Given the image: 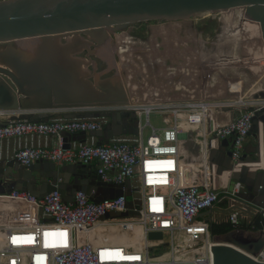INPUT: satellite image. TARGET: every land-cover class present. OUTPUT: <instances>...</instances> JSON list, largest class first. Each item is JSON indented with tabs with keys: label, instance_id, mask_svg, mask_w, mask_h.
I'll list each match as a JSON object with an SVG mask.
<instances>
[{
	"label": "built area",
	"instance_id": "obj_1",
	"mask_svg": "<svg viewBox=\"0 0 264 264\" xmlns=\"http://www.w3.org/2000/svg\"><path fill=\"white\" fill-rule=\"evenodd\" d=\"M228 12L214 13L221 24L220 33L214 38L203 39L202 31L185 27V34L176 31L161 36L154 53L149 50L153 43L134 38L127 29L111 32L114 55L131 93V103L121 108L134 110L147 122L146 126H150L149 116L155 112L172 115V121L164 129H153L145 139L122 136L109 144L96 145L91 140L75 142L65 149L61 132L89 133L100 128V121L57 118L47 122L8 120L0 125V141L55 137L51 147L25 145L19 148L15 158L21 164L30 165L41 159L60 166L75 162L94 164L95 173L105 182L123 184L130 180L134 199L138 201L132 209L138 215L100 220L109 212H127L126 198L93 203L77 192L74 204H65L57 191L41 198L20 191L0 196L17 206L10 218L14 223L0 225V264H135L129 260H107L115 250L124 257L137 256V264H164L153 259L155 254L148 251L149 247L156 246L155 250L162 243L168 244L169 253L180 257L181 260L173 263L210 264L206 257L191 261L202 256L201 243L208 244L209 249L212 246L208 223L198 220V215L220 201L219 191L225 195L234 194L241 185L234 183L230 189L227 181L208 186L193 178L184 164L186 156L181 151L183 141L179 135L186 132L183 124L194 126L209 119V142L204 149L198 144L201 162L216 175V166L208 161V151L216 148L220 140L232 138V168L227 174L243 166L239 158L253 113L242 111L227 123L219 124L207 111L211 107L234 106L229 99L234 93L231 86L238 83L237 78L240 80L238 72L250 70L251 61L235 55L237 43L232 39L251 31L259 35L261 28L259 22L245 24L244 13L240 12L241 25H236L241 28L235 34L233 18L225 25ZM168 23L172 22H166L161 28H150L151 32H169ZM224 40H229L227 46L230 48L220 52L219 46ZM205 122L207 124V120ZM198 137L200 140L202 136ZM229 222L236 224L237 215L232 214ZM97 226L103 229L98 231L99 235L94 233ZM150 232H161L163 239L149 241ZM23 237L29 240H21ZM254 260L264 263V250Z\"/></svg>",
	"mask_w": 264,
	"mask_h": 264
},
{
	"label": "water",
	"instance_id": "obj_2",
	"mask_svg": "<svg viewBox=\"0 0 264 264\" xmlns=\"http://www.w3.org/2000/svg\"><path fill=\"white\" fill-rule=\"evenodd\" d=\"M235 9H244L251 21L259 22L264 37V0H0V112L10 113L11 121L47 122L51 111L65 120L100 121V128L89 133L61 132L65 149L87 139L102 145L122 136L143 138L147 122L134 110L121 108L131 103V93L114 55L111 32L141 22L184 21ZM96 59L107 67L99 70ZM253 101L259 104L223 109L232 117L253 113L248 137L254 143L243 147L240 170L227 174L229 188L239 183L240 190L224 195L222 207L204 210L223 214L208 224L212 264H264L254 260L264 250V93ZM210 130L207 120V133ZM193 137L191 131L179 135L197 152L200 146L192 143ZM232 147L233 139L224 138L209 149L208 161L216 166L217 176L231 170ZM14 191L36 198L57 191L65 204H74L77 192L93 203L125 197L127 212H109L99 219L138 215L132 210L138 201L130 180L105 182L81 162L58 166L41 159L23 165L15 157L0 155V196ZM232 214L237 215L236 224L229 222ZM223 225L232 228L212 232ZM147 238L159 241L163 234L150 232Z\"/></svg>",
	"mask_w": 264,
	"mask_h": 264
},
{
	"label": "rangeland",
	"instance_id": "obj_3",
	"mask_svg": "<svg viewBox=\"0 0 264 264\" xmlns=\"http://www.w3.org/2000/svg\"><path fill=\"white\" fill-rule=\"evenodd\" d=\"M241 12V9H235L234 11L230 10L226 15L224 14V19L226 18V24L229 25L231 23V19L233 18V25L235 26V34L239 31L241 27H237V23L241 25V23L238 21V15ZM166 22H160V21H148V22H141L139 24H135L132 26H128L125 29L126 31H129L130 35L133 36L136 39H139L143 42H147L148 44H152L149 48L153 53L156 51L157 46H158V39L161 38V36L169 33H177L176 31H180V33H186V28L193 27L194 29H198L202 31V38L203 39H212L215 37L216 34L220 33L219 28L221 27V24L218 22L216 19V16L214 14H200V15H195L187 20L184 21H179V23L172 22L166 24L167 26H170L169 29H171L169 32H164V31H152L150 28H161L165 25ZM181 23V27H179V24ZM184 24V25H183ZM223 25V24H222ZM173 27H178L177 29H172ZM226 27V26H225ZM260 37V35L253 33V35L245 32L243 35L240 33L239 36L235 37V39H232L234 42L237 43V46L235 47V55L238 56L240 55L243 59L246 61L250 62L251 58L254 56L256 57V53L254 52L252 46L256 43L257 47L258 44L256 41H254L255 38ZM262 38H264L262 36ZM229 40H224L223 43L219 46L220 52H225L227 51L230 47L228 45ZM159 54H162V52H157ZM137 56H140L139 54ZM248 56V57H246ZM98 62L99 70H103L107 67V64L102 63L100 60L96 59ZM255 66L257 67V72L256 74L252 71L251 69V63H249L248 68L250 70H247L246 72H238L240 74V80H238L237 87L233 88L234 98L235 100H246L247 97L249 100L253 101V98L259 93H254L247 95V93L251 92L252 90L258 89L257 87H254L252 84H250V72L252 71L253 74L256 75H263L264 74V62H255ZM259 73V74H258ZM111 75V74H110ZM109 76V74L107 75ZM106 77V76H104ZM255 77H252L251 81H254ZM241 85H243L242 91L239 90L241 88ZM236 90V91H235ZM260 91V90H259ZM245 92V93H244ZM264 93V90L261 91ZM238 94H242L243 96L240 98L239 96L237 97ZM256 94V95H255ZM254 102V101H253ZM145 122V121H143ZM150 124L152 126H162V119L155 117L153 114L150 115ZM150 128L146 126L144 128V139L148 134H150ZM168 247V245H167ZM159 247L155 250L152 251L153 255L155 256L161 255V254H168L169 252V247ZM172 253H170L171 255Z\"/></svg>",
	"mask_w": 264,
	"mask_h": 264
},
{
	"label": "bare ground",
	"instance_id": "obj_4",
	"mask_svg": "<svg viewBox=\"0 0 264 264\" xmlns=\"http://www.w3.org/2000/svg\"><path fill=\"white\" fill-rule=\"evenodd\" d=\"M241 11H243L242 13H244V9H241ZM243 20H245V24H249L250 22H252L249 17L246 14H243ZM250 21V22H248ZM260 28V26H259ZM260 37L255 38L254 41L257 42L258 46H264V38H262L263 34H262V30L260 29ZM253 35V34H252ZM256 43L252 46L254 52L256 47ZM259 46V47H260ZM255 62H264V54H259L257 53L256 57H252L251 58V69L252 71L256 74V70L257 67L255 66ZM250 72V77L252 80V77H255L254 81H251V84L254 87H257L258 89L256 90H252L251 92L247 93V95L250 94H254V93H259L262 90H264V74L261 76L259 73V75H254L253 72ZM260 90V91H259ZM242 97V94H238L237 97ZM231 97V96H230ZM241 100V99H240ZM208 110V109H207ZM224 114V115H228V112L225 111H221L218 110L214 107H211L209 109V111H207L208 115H211L213 113H219V114ZM207 120V119H206ZM183 126L185 127V125L183 124ZM192 126V125H191ZM195 126H192L191 128H183L185 131H191L193 132L195 135L194 137L191 139L193 144H200L202 146V149L205 148V145H207V143L209 142L208 137H207V125L205 123L204 126H200L199 129L197 130L196 128H194ZM198 136H202L200 138V140L198 139ZM185 140H183L182 144V148L181 151L183 154H185L186 159L184 160V164L187 167V170L189 171V174L192 175L193 178L198 179L200 182L202 183H206L208 186H212V185H220L221 184H225L228 180V175L227 173L222 174L221 176H216L213 175V173H211V171L208 169L207 165L205 163H202L200 160V150H198L197 152L192 151V148H189L188 146H185ZM202 154V153H201ZM199 166H201V168H199ZM155 168V167H154ZM191 172V173H190ZM215 206V205H214ZM17 210V206L12 203V202H8L6 200H4V198H0V212L4 213H0V225H5V224H10V223H14V221L11 218L12 214ZM204 211V210H203ZM202 211V212H203ZM199 216V215H198ZM209 226V225H208ZM232 228V226H231ZM96 234H98L100 231H102L103 229L99 226L96 227V229H94ZM99 231V232H98ZM99 235V234H98ZM21 240H29L28 237H23L21 238ZM200 248V252L202 253V256L196 257L194 259H191V261H195L197 259H202V257H206L209 261L210 264H212L213 262V254L211 252V250L209 249V245L206 244L204 245V243H201ZM120 256V258H118ZM109 259L107 260H118V261H122V260H129V261H134L135 264H137V256H128V257H124L123 254H119V252L117 250L115 251H111L110 254L107 256ZM158 256L156 257H152L153 259H157ZM105 256L103 257L104 260ZM116 258V259H113ZM180 257H176V254L174 255L173 253L170 255V253L168 254H164L159 256V258L157 260H161L162 262H164V264H178V263H173L172 261L174 260H181L179 259ZM171 260V261H170ZM182 264H196V263H182Z\"/></svg>",
	"mask_w": 264,
	"mask_h": 264
},
{
	"label": "crops",
	"instance_id": "obj_5",
	"mask_svg": "<svg viewBox=\"0 0 264 264\" xmlns=\"http://www.w3.org/2000/svg\"><path fill=\"white\" fill-rule=\"evenodd\" d=\"M241 12H243V11H241ZM259 46L256 47L255 53L256 54L257 53L264 54V46L263 47L262 46L259 47ZM237 84L238 83H236L235 85L231 86V89L237 87ZM250 84H251V81H250ZM242 88H243V85H241V88H239V90L242 91ZM248 98H250V97H247L246 100H242V102L244 104H246L247 106H251L252 104L256 103V102H253V101L249 100ZM229 99L234 102V106L236 104L240 103L239 100H235L234 95H232V94L229 95ZM215 108L218 109V110L223 111V109H225L227 107H223L222 109H221V107H215ZM51 112H53V113H51V115L49 116V120L60 118L59 115H55L56 112H54V111H51ZM228 113H229L228 115H224V114H222V112H221V114L213 113V114L210 115V117L213 118V120L216 121L219 124H225V123H227L228 121L232 120L233 118L237 117L240 114L239 112H237L232 117L231 113L230 112H228ZM153 115L155 117H157V118H161L162 119V126H152L150 124V126H148V127L150 128L151 131L153 129H155L156 131H160V130L164 129L168 125V123H170L172 121V115H171L170 112H163V113L155 112V113H153ZM9 116H10V113L0 112V124H6L8 122ZM207 120L209 121V119H207ZM149 121H150V116H149ZM205 121L202 122L199 125H194L195 126L194 128H196L198 130L200 126H204L205 125V123H206ZM184 125H185L186 128H191L192 127L190 124L189 125L184 124ZM185 127L183 126V128H185ZM151 131H150V133H151ZM143 134H144V131H143ZM143 138H144V136H143ZM87 140L91 141V139H87ZM253 143H254V139L249 136V137L246 138L244 146H247L248 144H253ZM54 144H55V137H53V136L33 137V138L32 137H23L20 140H14V139L1 140L0 141V155H6L7 157H15V154H16L17 150L19 148H21L22 146L33 145V146H49V147H51ZM89 166H91L93 171L95 172V165L91 164ZM87 171L89 172L90 169H87ZM219 192H220V196H219L220 201L215 204V206L217 208H220V207L223 206V201H224L223 196L225 195L221 191H219ZM222 217H223V214L221 213V211L219 209H216L214 211L211 210V211H207V212L206 211L201 212L199 214V216H198V220L206 221L209 224V223H211V222H213L215 220H217V221L221 220ZM118 258H120V256ZM158 258L159 257H157V259Z\"/></svg>",
	"mask_w": 264,
	"mask_h": 264
},
{
	"label": "trees",
	"instance_id": "obj_6",
	"mask_svg": "<svg viewBox=\"0 0 264 264\" xmlns=\"http://www.w3.org/2000/svg\"><path fill=\"white\" fill-rule=\"evenodd\" d=\"M137 24H139V23H137ZM135 25V24H134ZM254 32H252L251 31V35L253 34ZM229 229H231V226L230 225H228V226H225V225H223V226H214L213 228H212V232L214 233V234H219V233H222V232H225V231H228Z\"/></svg>",
	"mask_w": 264,
	"mask_h": 264
}]
</instances>
